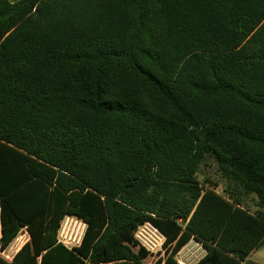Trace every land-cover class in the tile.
Returning <instances> with one entry per match:
<instances>
[{"label": "trees", "instance_id": "16d2710c", "mask_svg": "<svg viewBox=\"0 0 264 264\" xmlns=\"http://www.w3.org/2000/svg\"><path fill=\"white\" fill-rule=\"evenodd\" d=\"M0 208L1 248L31 234L0 264H145L146 222L166 236L154 264L191 239L196 264H256L264 0H0ZM66 215L88 224L73 250Z\"/></svg>", "mask_w": 264, "mask_h": 264}, {"label": "built area", "instance_id": "2783aa9c", "mask_svg": "<svg viewBox=\"0 0 264 264\" xmlns=\"http://www.w3.org/2000/svg\"><path fill=\"white\" fill-rule=\"evenodd\" d=\"M88 224L74 215H66L61 221L57 231V243L68 250L81 246ZM0 236H1V208H0ZM134 239L138 247L143 248L149 258L154 261L163 260L166 254L164 246L166 236L151 222L139 225L135 231ZM31 234L27 227H23L14 237L11 243L4 249L0 247V257L7 263H12L22 248L30 243ZM177 264H193L188 255L176 260Z\"/></svg>", "mask_w": 264, "mask_h": 264}, {"label": "rangeland", "instance_id": "374dc122", "mask_svg": "<svg viewBox=\"0 0 264 264\" xmlns=\"http://www.w3.org/2000/svg\"><path fill=\"white\" fill-rule=\"evenodd\" d=\"M12 2H17L19 0H11ZM199 179L203 180H210L212 183L218 185L217 192L223 193L225 188H229V183L221 176L218 171V165L212 157H207L206 160L203 162L202 167L199 173ZM244 202L247 206L250 207L252 211L255 210L254 206V197L244 199ZM249 261H252L256 264H264V245L255 253L251 254L248 257ZM148 263V262H147ZM243 264H247L246 262Z\"/></svg>", "mask_w": 264, "mask_h": 264}, {"label": "crops", "instance_id": "0c3cea01", "mask_svg": "<svg viewBox=\"0 0 264 264\" xmlns=\"http://www.w3.org/2000/svg\"><path fill=\"white\" fill-rule=\"evenodd\" d=\"M258 251V250H257ZM254 251L253 253H255ZM251 253V254H253ZM188 255L191 258L193 264H196L201 258L204 257L206 254L205 249L203 248L202 244L194 239H191L186 246H184L181 251L176 255L175 259H181L184 255ZM250 254V256H251ZM148 262V263H147ZM145 264H154V261L150 258L145 260Z\"/></svg>", "mask_w": 264, "mask_h": 264}]
</instances>
